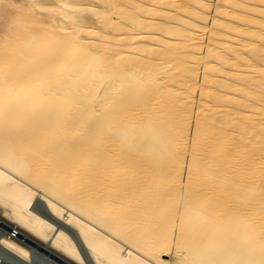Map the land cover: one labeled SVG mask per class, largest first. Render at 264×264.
I'll return each instance as SVG.
<instances>
[{
    "label": "bare ground",
    "instance_id": "6f19581e",
    "mask_svg": "<svg viewBox=\"0 0 264 264\" xmlns=\"http://www.w3.org/2000/svg\"><path fill=\"white\" fill-rule=\"evenodd\" d=\"M0 214V264H264V0H0Z\"/></svg>",
    "mask_w": 264,
    "mask_h": 264
},
{
    "label": "rangeland",
    "instance_id": "374dc122",
    "mask_svg": "<svg viewBox=\"0 0 264 264\" xmlns=\"http://www.w3.org/2000/svg\"><path fill=\"white\" fill-rule=\"evenodd\" d=\"M4 224L5 225H7L8 227H9V229L8 228H5L4 227ZM16 225H14L13 223H10V222H8V220H6V218H4L1 214H0V235L2 234V230H7V231H11L12 229H13V234L16 236V237H18V238H20V239H22V237L23 238H28L29 236L28 235H26L25 233H22L20 230H17L16 229ZM53 255H55L57 258H59V259H63V261H65V262H67L68 264H74V263H72V262H69L68 260H66L65 258H63V257H61V256H59L56 252H51ZM50 257V258H52V259H54V256H50V255H48V254H46V253H44L43 251H41L40 249H38V248H35V250L34 251H32L31 252V258H32V260H34V261H37V260H40V259H42V257ZM55 260H56V258H55ZM3 264H17L16 262H14V261H12V260H10V259H4L3 260ZM28 264H30V263H28Z\"/></svg>",
    "mask_w": 264,
    "mask_h": 264
}]
</instances>
